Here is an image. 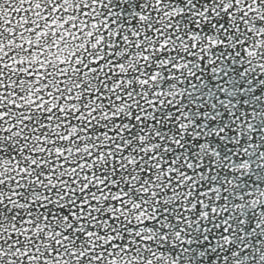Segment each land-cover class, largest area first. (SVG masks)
<instances>
[{
  "label": "snow or ice",
  "instance_id": "1",
  "mask_svg": "<svg viewBox=\"0 0 264 264\" xmlns=\"http://www.w3.org/2000/svg\"><path fill=\"white\" fill-rule=\"evenodd\" d=\"M0 264H264V0H0Z\"/></svg>",
  "mask_w": 264,
  "mask_h": 264
}]
</instances>
